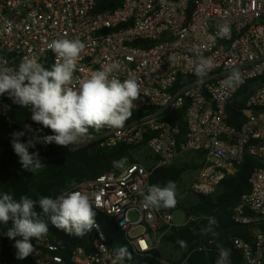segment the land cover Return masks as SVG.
<instances>
[{
  "label": "built area",
  "instance_id": "obj_1",
  "mask_svg": "<svg viewBox=\"0 0 264 264\" xmlns=\"http://www.w3.org/2000/svg\"><path fill=\"white\" fill-rule=\"evenodd\" d=\"M189 3L123 0L113 10L95 11L96 0H0V66L14 71L25 58H36L44 67L50 58L54 64L57 57L48 44L60 38L79 39L85 49L74 80L119 62L120 69L113 75L121 81L132 77L140 84L141 96L132 111L143 113L93 139L114 148L142 143L148 135L146 148L156 162L151 167L133 162L120 172H103L53 198L72 190L89 194L93 208L113 219L138 255L159 248L162 237L176 225L170 209L146 208L139 195L150 185L161 186L150 181L155 168L198 153L202 165L189 190L209 196L225 177L237 172L246 152L264 160V81L255 85L264 78V0ZM223 26L229 33L221 38ZM202 58H210L214 67L200 80L195 68ZM233 69L239 71L240 82L227 88L222 82ZM248 82L242 110L246 118L240 125H231L227 103ZM8 98L0 96V119L6 122L12 116ZM180 108L186 123L182 140L178 124L168 120ZM36 145L44 157L49 145ZM248 182L250 190L232 207L231 219L247 227L250 235L234 237L233 244L240 264H264V166L253 168ZM94 221L86 234L88 249L80 245L65 254L62 240L48 235L32 238L34 251L28 255L32 264H112L118 249L109 246L96 216ZM179 257L155 258L160 264H183ZM124 264L131 261L125 257Z\"/></svg>",
  "mask_w": 264,
  "mask_h": 264
},
{
  "label": "trees",
  "instance_id": "obj_2",
  "mask_svg": "<svg viewBox=\"0 0 264 264\" xmlns=\"http://www.w3.org/2000/svg\"><path fill=\"white\" fill-rule=\"evenodd\" d=\"M123 0H96L95 11H109L117 8ZM190 6L192 0H190ZM190 11V8H189ZM150 44V43H149ZM53 65L50 58L47 59L45 68L49 69ZM264 78L259 79L255 85H259ZM250 82L244 85L228 101L226 111L228 122L231 125H240L246 116L243 114V96L250 87ZM11 104L12 116L10 121L0 119V195L8 193L19 201L21 196H27L38 201L39 198L47 196L54 198L64 190L70 189L75 184L97 177L106 171L120 172L121 169L113 167V161H119L126 157L125 167L133 162H142L145 166L151 167L156 162L149 150L146 148V139L139 144H119L111 148L102 146L99 139H93L105 133L108 127L99 131L90 129L91 138L78 146H59L55 143L48 144L49 148L44 157L39 156L40 151L36 145L28 147L30 154H35L34 158L39 159L43 167L34 172L23 169L19 162V157L15 154L12 140L14 132L23 131L25 135L19 137L21 143L37 136L39 133L53 134L49 128L31 119L32 113L27 108H21L8 98ZM184 108H180L168 115L171 123L178 124L181 129L179 139L182 140L186 133V123L183 119ZM125 122L138 118L143 110L134 112ZM26 125L30 126L26 128ZM188 159H181L168 166L157 167L152 171L150 181L160 184L162 187L168 181L176 184V204L168 208L171 211L182 209L186 220L183 224L174 225L171 230L162 237V244L171 250V253L179 254V261L183 264H216L218 256L217 244L230 249L229 264H240V253L233 244L234 237L249 238L250 231L245 226L234 223L231 219L232 207L238 202L241 194L250 190L248 177L253 168L264 166V160L248 154L244 155L237 172L225 177L216 193L209 196H197L194 203H185L181 197V192L177 190L185 174L194 172L202 165L198 153H187ZM191 181L187 184L188 189ZM96 217L99 219L108 238L109 246L121 248L126 246L129 255L126 257L131 264H160L155 258L161 248H155L148 255H138L132 252L125 240L124 232L107 215L94 209ZM37 211L39 208L37 207ZM214 217L218 221L217 226H213L212 232H205L209 218ZM47 219L46 217H42ZM0 223V264H32L27 256L18 258L17 249L14 246L15 240L22 239L17 236L9 239L5 234L6 228L11 225ZM179 225V226H178ZM48 236L53 240H62L67 254L73 247L85 246L88 249V237L68 235L63 230H58L49 223ZM186 245V246H185Z\"/></svg>",
  "mask_w": 264,
  "mask_h": 264
},
{
  "label": "clouds",
  "instance_id": "obj_3",
  "mask_svg": "<svg viewBox=\"0 0 264 264\" xmlns=\"http://www.w3.org/2000/svg\"><path fill=\"white\" fill-rule=\"evenodd\" d=\"M228 33L229 28L223 26L218 35L224 38ZM48 48L57 57L50 70L36 58L23 59L14 71L0 66V96L7 94L21 108L29 109L31 119L53 133L43 137L34 136L27 143L19 141V137L25 135L23 131L13 133L14 152L23 169L31 172L43 167L40 160L34 158L35 154L28 151V147H34L35 142L74 147L91 138L90 129H120L133 115L134 102L141 96V87L135 78L121 81L113 75L120 69L119 62L104 64L86 78L74 80L81 53L85 49V43L79 39H54ZM213 67L210 58H202L195 68V74L203 80ZM239 82L240 73L233 69L222 83L232 88ZM26 128L30 129V126L26 125ZM126 162V157L113 161V167L125 170ZM139 195L146 208H171L176 204V184L170 180L163 187L150 185ZM95 215L89 194L78 190L67 191L56 199L44 196L38 201L27 196H21L17 201L8 193L0 195V223L8 225L11 221V226L5 232L9 239L22 237L15 240L14 245L21 259L34 251L32 238L39 240L47 235L49 223L68 235L82 237L93 227ZM217 225L218 221L210 217L208 226L202 231L215 235L213 226ZM217 248L216 264H229L230 249L221 244H217ZM128 255V248L122 246L112 264H124Z\"/></svg>",
  "mask_w": 264,
  "mask_h": 264
},
{
  "label": "rangeland",
  "instance_id": "obj_4",
  "mask_svg": "<svg viewBox=\"0 0 264 264\" xmlns=\"http://www.w3.org/2000/svg\"><path fill=\"white\" fill-rule=\"evenodd\" d=\"M184 157L188 158L187 156H184ZM194 176H195V171L185 174V176L182 179V182L177 188V190H179L182 193L181 197L185 203H194L197 200V196L192 194L189 188L188 189L186 188L187 184L193 180ZM185 220H186V216L182 209H176L172 211V222L174 224L176 225L183 224ZM159 248L161 249H160V252L158 253V256L161 258L174 257V256L179 255L176 252L171 253V250H169L168 247L165 245H161Z\"/></svg>",
  "mask_w": 264,
  "mask_h": 264
},
{
  "label": "crops",
  "instance_id": "obj_5",
  "mask_svg": "<svg viewBox=\"0 0 264 264\" xmlns=\"http://www.w3.org/2000/svg\"><path fill=\"white\" fill-rule=\"evenodd\" d=\"M196 172H197V170L195 171V175H196Z\"/></svg>",
  "mask_w": 264,
  "mask_h": 264
}]
</instances>
